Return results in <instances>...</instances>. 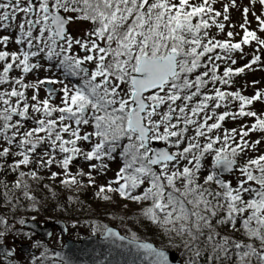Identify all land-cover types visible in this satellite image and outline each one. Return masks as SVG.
I'll use <instances>...</instances> for the list:
<instances>
[{"label":"snow or ice","instance_id":"snow-or-ice-1","mask_svg":"<svg viewBox=\"0 0 264 264\" xmlns=\"http://www.w3.org/2000/svg\"><path fill=\"white\" fill-rule=\"evenodd\" d=\"M233 9L242 32L225 34ZM237 55L251 58L235 67ZM246 70H264V0H0V210L36 211L34 186L55 197L45 174L79 190L119 161L96 196L139 205L183 264H264V89L232 90ZM77 160L88 170L73 173ZM0 226V264H16L2 214ZM102 229L127 241L124 264H173L135 232ZM57 258L72 264L46 247L29 264Z\"/></svg>","mask_w":264,"mask_h":264},{"label":"rangeland","instance_id":"rangeland-1","mask_svg":"<svg viewBox=\"0 0 264 264\" xmlns=\"http://www.w3.org/2000/svg\"><path fill=\"white\" fill-rule=\"evenodd\" d=\"M238 3H241L243 5L248 4V0H237ZM242 9L241 11H237L235 9L231 10V14H230V21L229 22H225L226 24L231 23L236 25L237 27L235 29H229L226 27L225 29V34L228 30H234L236 32H242V30L238 27V25L240 23H242ZM251 19V17H250ZM87 27H89V25H87L86 23H74L72 25H70V31L72 33H74L73 35L75 36H79L82 34L83 30L86 29ZM251 27L254 29L256 27V22L255 20H252V25ZM213 31L215 32V29H213ZM219 38L223 39L224 38V34H222ZM237 40L239 39V37L236 38ZM252 51L251 48L249 47H245V52L246 53H250ZM237 60H238V64L235 67H239L242 66L243 64L247 63L248 60L251 58L250 55L247 56L244 60H241L239 58V56L237 55ZM40 76V75H39ZM42 77V76H40ZM30 78V79H34ZM235 86L236 89H241L242 90V94L246 95V96H252L254 95V93L257 90H261L264 89V70H256V71H247L244 74H241L239 76H237L235 79ZM252 81H258V84L253 85ZM41 95H43V92L41 93ZM255 109L259 112V111H264V103L261 102H256L255 103ZM237 126V124H236ZM115 164H117V162H114L111 164V171L107 173V175H101V176H97V184H105L107 182L108 179H111L114 176V172L118 169L119 166H115ZM119 164V161H118ZM76 168H84L85 171L88 170L86 163H78L76 165ZM54 171H56V168H53ZM229 178H231L229 176ZM45 182L48 181V179L46 178V174H45ZM50 181V180H49ZM59 183V180L55 181ZM87 193H89L88 191H86ZM77 193V189L74 187V194ZM90 194V193H89ZM113 195V199L109 200V201H105L102 200L98 197V199H96V201L91 200V201H86L84 198H79L76 197V200L74 202L75 203V207H78L79 209H82V206H87V211L84 214V217H92V219H87V220H81V223H75V225L73 224V226L68 227V225L64 222H62V220H54V219H49L47 218V216L44 214L43 218H38L37 220L32 219L29 221H36L37 225L38 222L41 225H38L39 228L41 229H47L45 228V226H49L48 229H51V234L48 237V243H43L44 241L40 239V237L38 235H36L35 233L31 232L30 230H27V228H24L25 223L22 226H17L14 225L12 223V221L10 220L12 218V216L10 215L9 217H6V215H4L6 217V219L8 220L9 224L12 226V231L8 232L6 234V237L4 238V245L7 246V244H11L12 242L15 243L16 247L11 246V249H15V258H16V262L19 264H28V260H27V255L25 253H20L19 249L21 248V246L27 245L28 246V250L31 248H34L32 245L34 243H40V247H39V251L37 256H39L40 252L44 250V248H48L49 249V254H51L52 250L55 249H61L63 246V237L60 236V233L57 231V227L55 225H52L51 223L54 221H58V222H62L65 226V237L67 240H71L74 242H80L83 239H91L92 237H96L95 239H100L105 237L103 235V231L97 235L96 232L94 231V227H98L101 226L100 229H102V226L104 225H109L107 227L112 228L114 230H117L118 233H120L121 235L124 236H129L131 234V232H135L140 238H142L143 240L144 238V234L143 233H137V224L139 226H141L140 222H143V220H139V212H140V206L139 205H133V202H126L123 203L122 201H120L119 199H116ZM87 200H90V198H88ZM127 204V208L124 207V205ZM85 212V211H83ZM48 214V213H46ZM49 215V214H48ZM127 215V216H126ZM131 215V217H130ZM46 217V218H45ZM125 217V218H132L131 221H122L120 218ZM24 218V217H23ZM25 222H27V220H25ZM42 224H44L42 226ZM50 224V225H49ZM42 226V227H41ZM2 227V228H1ZM116 227V228H114ZM144 227V226H143ZM130 228H134L133 231H129ZM139 229V228H138ZM0 230H3V226H0ZM144 233H148L146 232L144 229H139ZM126 234V235H125ZM141 235V236H140ZM143 236V237H142ZM165 238V237H164ZM158 240L163 239L158 237ZM167 241V240H166ZM149 242V241H148ZM168 242V241H167ZM168 244V243H167ZM3 246V245H2ZM154 246H156L154 244ZM8 247V246H7ZM157 247V246H156ZM10 248V247H8ZM171 251V250H170ZM17 252L19 254H17ZM174 252V251H173ZM176 254V252H174ZM177 256V254H176Z\"/></svg>","mask_w":264,"mask_h":264},{"label":"trees","instance_id":"trees-1","mask_svg":"<svg viewBox=\"0 0 264 264\" xmlns=\"http://www.w3.org/2000/svg\"><path fill=\"white\" fill-rule=\"evenodd\" d=\"M234 83H235V81H234ZM232 90H236L235 84L232 86ZM226 126L227 127H236V123L229 121L226 124ZM115 166H117V164H115ZM77 169L78 168L73 166L72 167L73 173H75L77 171ZM8 179L10 180L11 177H8ZM43 183L48 184L55 191L56 195H55V197H53L52 193L49 192L47 189H43L42 187L37 188L34 186V194L36 195L37 200H39L41 202V204L38 205L36 211H33L31 209V207H30L31 202L25 200L23 203V206L19 209L18 212L14 213L12 209H8L7 211L0 210V213L6 215V217H9L11 215L12 218L10 220L12 221V223L14 225H17L18 227L22 226L18 223V220L20 218L24 217L23 218L24 220H32L33 217H35V220H37L38 218H43L44 214L47 216V218H49L51 220L52 219H54V220L58 219L60 221L62 220V222H64L65 225L67 224L68 227L73 226V224L75 225V223H81V220L83 221V220H87L89 218V217H84V214L86 212H88L87 206H82L81 207L82 209H79L78 207H75V203L77 201L76 202H74V201L76 200V197H78V199L82 197L86 201H91V200L96 201V199H98V197L96 196L95 193L97 191L98 184L81 188V189L77 190V193L74 194V187L73 188H66V187L60 185L58 182H53V181H49V180L46 182L43 181ZM84 183L87 184V178L86 177L84 178ZM86 191H88L90 194L87 193ZM69 197H71L72 199H69ZM114 197L116 199H119L123 203L129 202L126 200H122L118 195L114 194ZM88 198H90V200H87ZM133 205H137V204L133 203ZM83 211H85V212H83ZM46 213H48L49 215ZM92 217H90L89 219H92ZM130 217H131V215H130ZM120 219L122 221H126V220L131 221L132 218L129 219V218L122 217ZM139 220L141 221L142 219H139ZM140 224H141V226H139L138 224L136 226L139 229H144L146 232L150 233V234L144 233L137 228V233H143L145 235L144 240L154 243L157 247H163L165 250H171V251L176 252L178 258L183 263L184 256H183V249L182 248H176V247L169 246L167 244L168 242L166 241L167 238L166 237L164 238V236L160 232V230L155 225H152L149 221L143 220V222H140ZM106 226H109V225L107 224ZM114 228H116V227H114ZM133 230H134V228L129 229V231H133ZM102 231H103V229H100V230L95 231V232L97 235H99ZM158 237L163 238V239L158 240L157 239ZM46 264H49V262H46Z\"/></svg>","mask_w":264,"mask_h":264},{"label":"water","instance_id":"water-1","mask_svg":"<svg viewBox=\"0 0 264 264\" xmlns=\"http://www.w3.org/2000/svg\"><path fill=\"white\" fill-rule=\"evenodd\" d=\"M36 223V221H27L25 222L24 228L35 233L47 243L48 237L51 234V229H48L49 226H45L47 229H41ZM51 224L57 227V230L64 239L63 247L58 250H52V253L60 252L63 257L70 259L72 264H99L101 261H103L104 264H109V261L113 262V264H116L117 261L120 262V264H124L125 260L130 258L128 249L123 247V245H127V241L113 240L105 237L95 239L96 237H92L91 239H83L80 242H74L66 239L65 226L62 222L54 221ZM118 245H122V247H117ZM19 252L34 254L36 253V249L28 250V246L24 245L21 246ZM167 253L169 254L170 260L173 261V264H182L174 252L167 251ZM57 261L59 262V258H57Z\"/></svg>","mask_w":264,"mask_h":264},{"label":"flooded vegetation","instance_id":"flooded-vegetation-1","mask_svg":"<svg viewBox=\"0 0 264 264\" xmlns=\"http://www.w3.org/2000/svg\"><path fill=\"white\" fill-rule=\"evenodd\" d=\"M73 34H74V33H73ZM38 75L42 76L41 78H43V76H44L45 74H44L43 71H41V72H39ZM29 78H33V76H30ZM77 164H78V162H75V165H77ZM39 245H40V243H39ZM7 246L10 247V249H11V246L16 247L15 243H13V242H12L11 244H7ZM40 248H41V247H40ZM37 249H39V247H38Z\"/></svg>","mask_w":264,"mask_h":264}]
</instances>
